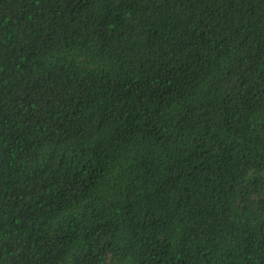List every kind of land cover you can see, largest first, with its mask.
<instances>
[{"label":"trees","instance_id":"obj_1","mask_svg":"<svg viewBox=\"0 0 264 264\" xmlns=\"http://www.w3.org/2000/svg\"><path fill=\"white\" fill-rule=\"evenodd\" d=\"M0 264H264V0H0Z\"/></svg>","mask_w":264,"mask_h":264}]
</instances>
